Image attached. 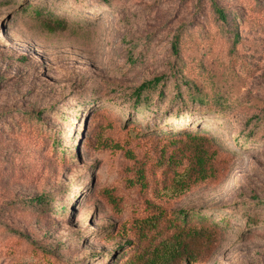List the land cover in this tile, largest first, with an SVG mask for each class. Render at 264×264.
<instances>
[{
  "label": "rangeland",
  "instance_id": "rangeland-1",
  "mask_svg": "<svg viewBox=\"0 0 264 264\" xmlns=\"http://www.w3.org/2000/svg\"><path fill=\"white\" fill-rule=\"evenodd\" d=\"M216 2L0 0V264H124L160 208L210 209L192 264H264V0ZM189 134L218 172L183 191Z\"/></svg>",
  "mask_w": 264,
  "mask_h": 264
},
{
  "label": "trees",
  "instance_id": "trees-1",
  "mask_svg": "<svg viewBox=\"0 0 264 264\" xmlns=\"http://www.w3.org/2000/svg\"><path fill=\"white\" fill-rule=\"evenodd\" d=\"M210 1L218 18L227 22L224 9L217 4L216 0ZM47 15L52 16L49 12ZM53 22L57 26H61V22L58 20ZM179 42L180 35L176 36L173 42L176 53H179ZM161 80V78H155L145 81L134 91L133 95L137 97V100H141L145 93L157 88ZM198 98H200V102L205 100L202 95H199ZM140 105L141 103H137L134 108ZM183 144L184 149L179 153L186 159L188 166L183 171L181 175L183 177L178 181L177 186L185 191L215 177L218 170L215 167L217 151L211 150L206 137L189 134ZM128 157L135 160L133 155ZM137 174L138 181L136 183L141 190H145L147 182L144 166L137 170ZM175 174H178L177 171ZM106 197L114 207L119 206L112 194L106 193ZM44 200L47 203L50 202L49 198L42 197V199L39 198V203ZM170 215L174 218L168 219L167 227H163L164 219ZM133 227L135 239H128L126 243L132 253L127 256L124 264H192L198 262L204 252L207 253L210 247L219 241V226L213 220L210 209L207 214L203 212L192 214L184 210L170 214L160 208V215H157L154 210L150 216L135 223ZM126 254L122 253L121 257Z\"/></svg>",
  "mask_w": 264,
  "mask_h": 264
}]
</instances>
